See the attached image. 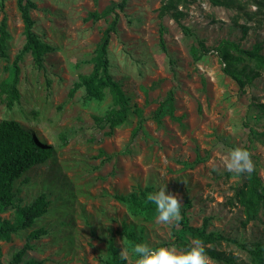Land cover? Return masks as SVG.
Returning a JSON list of instances; mask_svg holds the SVG:
<instances>
[{
  "label": "rangeland",
  "instance_id": "obj_1",
  "mask_svg": "<svg viewBox=\"0 0 264 264\" xmlns=\"http://www.w3.org/2000/svg\"><path fill=\"white\" fill-rule=\"evenodd\" d=\"M119 1L32 0L36 6L30 11L33 31L50 50L40 69L29 54L22 55L20 98L7 109L0 97V122H17L52 148L45 163L31 168L14 184L19 205L45 194L49 207L30 229L11 234L9 241L0 240L1 263L8 264L35 229L45 230L46 235L30 241L32 250L25 252L22 263L104 264L110 237L119 253L126 248L124 227L152 249L174 248L180 254L177 222H160L156 213L133 212L114 199L166 185V194L178 199L190 226L205 224L206 232L226 238L215 243L214 250L224 252L233 264H257L251 251L261 246L264 255V207L254 220L247 221L234 198L246 172H229L226 164L232 150H245L264 181V113L254 107L264 103V72L240 90L223 74L214 49L222 41L244 50L259 45L264 57V28L242 36L239 25L243 21L234 10L195 0L183 9V24L194 37H184L172 20L162 19L164 53L156 17L161 0H127L124 10L117 12L107 51L110 74L131 109L127 120L110 132L104 123L93 120L112 108L107 91L100 102L85 101L82 88L71 98L68 94L78 76L91 71L88 62L113 19L93 20L90 15ZM238 1L245 4L248 0ZM4 13L9 40L7 58L0 59V80L8 77L24 44L16 0L4 1ZM197 38L209 53L196 61L192 52L200 53ZM253 69L254 63L246 57L236 65L237 71ZM170 90L173 102L166 109L179 119L159 113V121L155 118L158 104ZM135 110L141 111V125L132 140L140 120ZM0 216L15 218L12 209ZM205 256L208 264H228ZM135 259L130 255L126 264H135Z\"/></svg>",
  "mask_w": 264,
  "mask_h": 264
},
{
  "label": "trees",
  "instance_id": "obj_2",
  "mask_svg": "<svg viewBox=\"0 0 264 264\" xmlns=\"http://www.w3.org/2000/svg\"><path fill=\"white\" fill-rule=\"evenodd\" d=\"M4 1H0V12L2 17L0 20V59H6V44L9 40L7 30V18L4 13ZM195 0H161L157 9L156 17L159 20V47L162 52H166L165 47V29L161 23L163 18L172 20L180 29L184 37H194L190 30L183 24L186 13L184 8L187 3ZM127 0H120L118 3L112 2L101 13H93L90 18L93 20L103 19L107 16H113V19L102 33L101 41L96 45L93 56L89 60L91 71L86 75H79L76 83L73 84L69 91V98L78 89H83V99L85 101L100 102L105 97V91L108 92L112 108L108 110L102 117H93L96 124L104 123L110 132L116 127L122 125L129 115L131 109L128 97L125 96L119 84L112 78L110 74V62L108 59L107 47L110 41V35L116 30L118 22V13L125 8ZM214 7H222L232 9L236 15L243 21L239 25L242 36L252 29L264 28V0H248L247 3H240L238 0H208ZM255 7L250 11L249 7ZM16 7L20 14L23 25L24 44L19 54H17L11 64L8 77L0 80V97H3V103L7 109L18 103L20 95L17 89L19 83V62L23 54H29L35 68L42 67L43 56L50 50V47L42 43L33 31L34 22L30 16V11L36 8L32 0H16ZM253 23L254 25H249ZM256 26L257 28H255ZM199 47V54L193 50L194 60H199L201 56L209 53V49L205 47L200 39H196ZM216 56L222 65L224 75L235 81L238 88L249 85L252 80L259 77L264 72V57L261 55V47L254 45L251 50H244L230 41H222L215 49ZM242 57L250 59L254 63V69L245 72L237 71L236 65L242 60ZM173 102V92L168 91L166 97L158 104L156 119L160 121L159 113L169 114L173 119L172 111L166 109ZM254 107L261 113H264V103H257ZM135 114L139 117V127L134 130L131 139L133 140L141 125V111L135 110ZM52 148L38 140L32 132L23 129L17 122L11 120H3L0 122V215L8 209H12L15 214L14 221L2 219L0 216V240L9 241L10 235L30 229L34 222L48 212L49 201L45 194H40L32 203L28 205H19L16 203L14 184L26 172L37 165L45 163L51 156ZM150 191L147 189L138 195L130 193L128 195H115L114 199L125 204L133 212H154L155 206L148 203L146 197ZM236 202L243 208L247 221L254 220L260 208L264 207V181L259 177L254 169L251 173H245V178L240 187L234 192ZM181 219L177 222L180 226L179 247L183 252L187 251L193 245L190 240L199 239L202 242L204 254L214 260L224 261L233 264L232 259L224 252L216 251L212 246L226 238L213 232H206V225L200 228L192 227L188 223V219L184 212L180 210ZM46 235L43 229L31 230L24 245L12 257L8 264H41L33 260L25 263L21 262L22 256L26 251L32 250L30 241L38 240ZM123 237L127 242L143 243L141 237L137 236L131 229L124 227L122 231ZM262 248L251 251L252 257L257 264H264V255ZM1 258V252H0ZM0 264L1 261H0ZM104 264H126L121 258L114 239L110 237L107 240V257Z\"/></svg>",
  "mask_w": 264,
  "mask_h": 264
},
{
  "label": "clouds",
  "instance_id": "obj_3",
  "mask_svg": "<svg viewBox=\"0 0 264 264\" xmlns=\"http://www.w3.org/2000/svg\"><path fill=\"white\" fill-rule=\"evenodd\" d=\"M226 168L236 174L251 173L254 170L249 153L239 148L230 152ZM146 199L155 206V218L158 221L167 224L181 219V204L174 195L166 194V185L148 193ZM192 245L187 251L177 254L174 248L152 249L145 243L126 242V248L122 249L120 255L125 261L130 255L135 256V264H208L202 242L195 239Z\"/></svg>",
  "mask_w": 264,
  "mask_h": 264
}]
</instances>
